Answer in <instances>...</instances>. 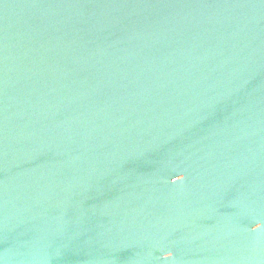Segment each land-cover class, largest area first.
Listing matches in <instances>:
<instances>
[{
  "label": "water",
  "instance_id": "1",
  "mask_svg": "<svg viewBox=\"0 0 264 264\" xmlns=\"http://www.w3.org/2000/svg\"><path fill=\"white\" fill-rule=\"evenodd\" d=\"M0 264H264V0H0Z\"/></svg>",
  "mask_w": 264,
  "mask_h": 264
}]
</instances>
